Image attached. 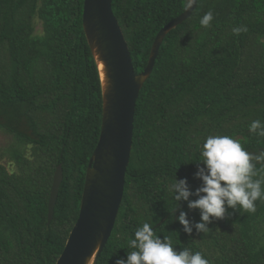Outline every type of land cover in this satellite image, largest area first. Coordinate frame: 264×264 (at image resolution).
Wrapping results in <instances>:
<instances>
[{"label":"trees","instance_id":"trees-1","mask_svg":"<svg viewBox=\"0 0 264 264\" xmlns=\"http://www.w3.org/2000/svg\"><path fill=\"white\" fill-rule=\"evenodd\" d=\"M185 0H112L135 73L157 32L185 10ZM83 0H0V130L19 143L10 172L0 163V264H55L78 214L89 158L102 114L97 64L82 27ZM212 11L209 27L200 25ZM42 25L33 34L32 19ZM247 31L233 34V28ZM264 0H197L190 16L169 31L135 106L132 147L113 230L94 264H115L134 251L128 241L143 223L176 250L201 252L209 264H264V200L253 213L228 208L210 218L207 233L183 231L176 217L200 222V209L167 190L202 181L200 148L210 135H228L254 155L264 137ZM30 146V158L27 156ZM61 165L52 220L47 205ZM264 177V163H256ZM190 196L189 199H196ZM159 222H161L159 224Z\"/></svg>","mask_w":264,"mask_h":264},{"label":"water","instance_id":"water-1","mask_svg":"<svg viewBox=\"0 0 264 264\" xmlns=\"http://www.w3.org/2000/svg\"><path fill=\"white\" fill-rule=\"evenodd\" d=\"M111 1L83 0V32L101 82V125L85 172L79 214L55 264H94L102 252L123 197L138 94L153 70L165 36L190 16L197 3L195 0L191 9H185L157 32L145 68L135 73ZM62 179V168L58 165L53 173L47 205L48 223L53 218Z\"/></svg>","mask_w":264,"mask_h":264},{"label":"clouds","instance_id":"clouds-1","mask_svg":"<svg viewBox=\"0 0 264 264\" xmlns=\"http://www.w3.org/2000/svg\"><path fill=\"white\" fill-rule=\"evenodd\" d=\"M195 0H185L184 8L189 10ZM214 14L206 12L199 23L207 28ZM246 26L233 28V34L246 32ZM250 133L264 137V122L253 120L248 126ZM203 167L195 173L202 184L195 191L190 190L186 179L174 180L167 186L168 192L176 202L187 201L189 209H200V222L192 224L187 213L180 211L176 217L183 226V231L192 234L193 227L197 233H207L206 226L210 218H225L228 208L253 213L256 211V201L264 200V177L256 178L258 170L256 163H264V152L254 155L246 151L241 142L228 135H210L200 148V158ZM196 196V199H189ZM128 246L134 251L127 253L126 259H116L115 264H209L201 252H191L185 248L176 250L168 237L155 235L152 225H143L134 232V238L128 241Z\"/></svg>","mask_w":264,"mask_h":264},{"label":"rangeland","instance_id":"rangeland-1","mask_svg":"<svg viewBox=\"0 0 264 264\" xmlns=\"http://www.w3.org/2000/svg\"><path fill=\"white\" fill-rule=\"evenodd\" d=\"M32 25L34 28L33 34H42L41 21L34 16L32 19ZM19 143L14 139L12 134H8L0 130V163H2L7 170L14 172L16 170V165L11 160L12 151L17 148ZM27 156L30 158V146H27Z\"/></svg>","mask_w":264,"mask_h":264},{"label":"bare ground","instance_id":"bare-ground-1","mask_svg":"<svg viewBox=\"0 0 264 264\" xmlns=\"http://www.w3.org/2000/svg\"><path fill=\"white\" fill-rule=\"evenodd\" d=\"M99 67H100V69L102 70V65H101V64H99ZM101 75H102V73H101Z\"/></svg>","mask_w":264,"mask_h":264}]
</instances>
